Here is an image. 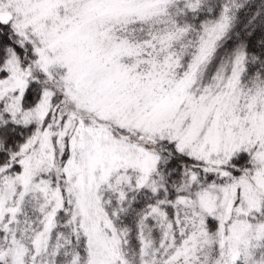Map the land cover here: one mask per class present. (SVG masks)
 I'll return each instance as SVG.
<instances>
[{
  "label": "snow or ice",
  "instance_id": "1",
  "mask_svg": "<svg viewBox=\"0 0 264 264\" xmlns=\"http://www.w3.org/2000/svg\"><path fill=\"white\" fill-rule=\"evenodd\" d=\"M0 264H264V0H0Z\"/></svg>",
  "mask_w": 264,
  "mask_h": 264
}]
</instances>
